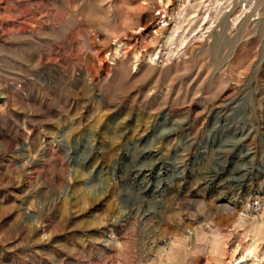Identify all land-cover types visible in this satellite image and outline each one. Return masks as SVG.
Returning <instances> with one entry per match:
<instances>
[{"label":"rangeland","instance_id":"obj_1","mask_svg":"<svg viewBox=\"0 0 264 264\" xmlns=\"http://www.w3.org/2000/svg\"><path fill=\"white\" fill-rule=\"evenodd\" d=\"M256 223L264 0H0V264H237Z\"/></svg>","mask_w":264,"mask_h":264},{"label":"bare ground","instance_id":"obj_2","mask_svg":"<svg viewBox=\"0 0 264 264\" xmlns=\"http://www.w3.org/2000/svg\"><path fill=\"white\" fill-rule=\"evenodd\" d=\"M172 40H173V34H171L167 38V43L171 42ZM117 52H118L117 49H115V55L117 54ZM150 60H151V58H150ZM251 231L253 234V245H248L243 250V254L241 256V259L237 264H244L243 262L247 258H252L250 264H262L260 262V260L257 259L255 243L264 234V223H260V224L256 223L255 225L252 226ZM209 243H210V253L213 255H218L220 253V250H221V245H220V242L217 240L216 236L214 237V240L209 242ZM175 260H176V256H175L174 252L171 251V254L168 256V261L173 262Z\"/></svg>","mask_w":264,"mask_h":264},{"label":"water","instance_id":"obj_3","mask_svg":"<svg viewBox=\"0 0 264 264\" xmlns=\"http://www.w3.org/2000/svg\"><path fill=\"white\" fill-rule=\"evenodd\" d=\"M38 85H41L43 88L38 87ZM33 84L30 87V94H28L29 98L31 99V101H35L36 100V93L38 92V89H44V90H50V93L57 96L56 95V91L60 90L62 87L59 85L58 81H54L53 83H47L44 84L43 82L39 83V84ZM39 99H42L41 97H39ZM56 102H58V100L62 99L60 97L57 96L56 98ZM55 102V101H54ZM56 102L53 103V106H56ZM40 107V105H38ZM112 121V120H111ZM8 122H6L7 124ZM9 125V124H8Z\"/></svg>","mask_w":264,"mask_h":264}]
</instances>
